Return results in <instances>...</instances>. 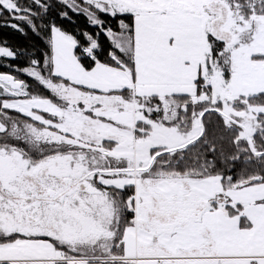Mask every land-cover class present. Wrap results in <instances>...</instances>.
Here are the masks:
<instances>
[{"label":"snow or ice","instance_id":"obj_1","mask_svg":"<svg viewBox=\"0 0 264 264\" xmlns=\"http://www.w3.org/2000/svg\"><path fill=\"white\" fill-rule=\"evenodd\" d=\"M0 28L44 41L0 42V264H264V0H0Z\"/></svg>","mask_w":264,"mask_h":264},{"label":"trees","instance_id":"obj_2","mask_svg":"<svg viewBox=\"0 0 264 264\" xmlns=\"http://www.w3.org/2000/svg\"><path fill=\"white\" fill-rule=\"evenodd\" d=\"M73 21H64L62 26L65 29L72 31L76 27L82 26L84 24L83 19H78L75 16H73ZM3 41H7V44L9 46L21 50H42L44 48V41L41 38L36 37L34 34H32L30 30L27 31V35H22L21 33L14 31L11 28H0V42ZM14 63L23 65L24 59L21 58L20 60L15 61ZM0 70L7 69L0 68Z\"/></svg>","mask_w":264,"mask_h":264}]
</instances>
